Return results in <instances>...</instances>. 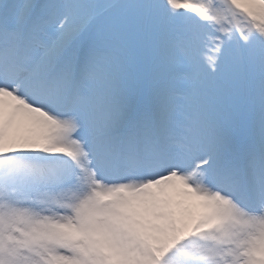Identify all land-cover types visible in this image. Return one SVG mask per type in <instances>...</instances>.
Here are the masks:
<instances>
[{
    "label": "snow or ice",
    "instance_id": "obj_1",
    "mask_svg": "<svg viewBox=\"0 0 264 264\" xmlns=\"http://www.w3.org/2000/svg\"><path fill=\"white\" fill-rule=\"evenodd\" d=\"M0 264H264V0H0Z\"/></svg>",
    "mask_w": 264,
    "mask_h": 264
}]
</instances>
